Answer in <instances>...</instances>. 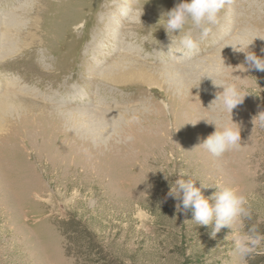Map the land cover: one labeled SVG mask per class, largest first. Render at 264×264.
<instances>
[{
    "label": "rangeland",
    "instance_id": "1",
    "mask_svg": "<svg viewBox=\"0 0 264 264\" xmlns=\"http://www.w3.org/2000/svg\"><path fill=\"white\" fill-rule=\"evenodd\" d=\"M181 2L0 0V264H264V242L246 261L234 245L264 235V72L245 63L264 58V0L226 7L191 60L164 29ZM212 80L250 93L231 117ZM231 121L242 147L212 156ZM190 178L252 218L213 238L168 196Z\"/></svg>",
    "mask_w": 264,
    "mask_h": 264
},
{
    "label": "clouds",
    "instance_id": "2",
    "mask_svg": "<svg viewBox=\"0 0 264 264\" xmlns=\"http://www.w3.org/2000/svg\"><path fill=\"white\" fill-rule=\"evenodd\" d=\"M234 2L235 0H184L167 12L166 27H164L166 33L168 35L183 33L177 50L179 56L188 60L195 57L199 51V41L208 38L213 27L220 23V13L226 7H231ZM141 14L142 12L139 17ZM194 33H198L199 39ZM233 50L242 51L236 47H233ZM245 63L248 69L264 72V58L258 57L253 52H246ZM212 82L214 86L223 88L222 93L213 102L219 100L230 117L233 110L242 105L246 96L250 94L234 82L222 84H217L213 80ZM259 120L260 125L264 127V115H261ZM212 123L215 131L200 145L204 150L217 158H222L231 151L240 150L241 134L237 124L231 121L221 129H217L215 123ZM233 124L237 126L233 127ZM195 182L196 180L191 178L176 180L175 187L170 188L168 196L177 201L182 200V205L179 203L176 205L177 211L181 210V207L185 211L191 209L193 221L197 225L211 226L214 223L211 232L213 238L225 227L232 231L237 228L243 229L244 222L252 218L251 204L245 194L238 193L225 185L209 187L200 182V187H196ZM207 188H215V191L205 197L202 189ZM262 242L264 235L258 232L256 226L246 232H238L234 238L236 252L242 261L258 254Z\"/></svg>",
    "mask_w": 264,
    "mask_h": 264
},
{
    "label": "bare ground",
    "instance_id": "3",
    "mask_svg": "<svg viewBox=\"0 0 264 264\" xmlns=\"http://www.w3.org/2000/svg\"><path fill=\"white\" fill-rule=\"evenodd\" d=\"M163 27V26H162ZM166 27V26H165ZM164 31V29L162 28V32ZM37 33V32H36ZM156 34V33H155ZM158 36H160V35H158ZM157 37V36H156ZM34 39V38H33ZM149 39V38H148ZM127 61V60H126ZM136 61V60H135ZM124 63V62H123ZM130 63V62H129ZM134 63V62H133ZM125 65V64H124ZM129 65V64H128ZM133 65V64H132ZM134 66V65H133ZM138 66V65H137ZM113 68H116V67H113ZM110 70V69H109ZM104 71V70H103ZM112 71V70H111ZM116 71V70H115ZM121 71V70H120ZM106 72V71H105ZM129 72V71H128ZM108 73V72H107ZM131 73V72H130ZM102 74H104V73H102ZM112 74H114V72L112 73ZM133 75V77H136V73H133L132 74ZM132 75H129V76H132Z\"/></svg>",
    "mask_w": 264,
    "mask_h": 264
}]
</instances>
